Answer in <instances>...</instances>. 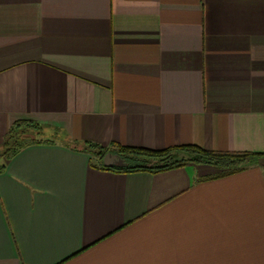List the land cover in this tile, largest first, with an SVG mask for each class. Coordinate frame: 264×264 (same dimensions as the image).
<instances>
[{
	"label": "crops",
	"instance_id": "0c3cea01",
	"mask_svg": "<svg viewBox=\"0 0 264 264\" xmlns=\"http://www.w3.org/2000/svg\"><path fill=\"white\" fill-rule=\"evenodd\" d=\"M264 153V0H0V152ZM61 140L0 159V264H264V157L118 173Z\"/></svg>",
	"mask_w": 264,
	"mask_h": 264
},
{
	"label": "trees",
	"instance_id": "16d2710c",
	"mask_svg": "<svg viewBox=\"0 0 264 264\" xmlns=\"http://www.w3.org/2000/svg\"><path fill=\"white\" fill-rule=\"evenodd\" d=\"M61 140L75 149L82 147V152L90 153L97 159L101 169L118 173L149 172L157 174L189 165L213 166L220 170L218 177L231 175L246 170L258 163L264 153L211 151L197 145L169 147L162 150L135 148L121 145L103 147L96 143L79 142L68 139L61 133L49 134L33 120H19L14 123L4 140L0 159L10 160L28 146L43 142ZM107 154H114L124 160L125 166L107 167L103 159Z\"/></svg>",
	"mask_w": 264,
	"mask_h": 264
},
{
	"label": "water",
	"instance_id": "95a60500",
	"mask_svg": "<svg viewBox=\"0 0 264 264\" xmlns=\"http://www.w3.org/2000/svg\"><path fill=\"white\" fill-rule=\"evenodd\" d=\"M104 165L107 167H122L125 162L119 156L114 154H107L103 159Z\"/></svg>",
	"mask_w": 264,
	"mask_h": 264
},
{
	"label": "rangeland",
	"instance_id": "374dc122",
	"mask_svg": "<svg viewBox=\"0 0 264 264\" xmlns=\"http://www.w3.org/2000/svg\"><path fill=\"white\" fill-rule=\"evenodd\" d=\"M97 160V159H96ZM98 163V162H97Z\"/></svg>",
	"mask_w": 264,
	"mask_h": 264
}]
</instances>
